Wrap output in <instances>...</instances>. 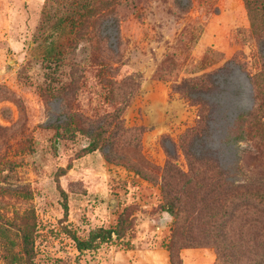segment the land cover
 <instances>
[{"label": "rangeland", "instance_id": "374dc122", "mask_svg": "<svg viewBox=\"0 0 264 264\" xmlns=\"http://www.w3.org/2000/svg\"><path fill=\"white\" fill-rule=\"evenodd\" d=\"M229 61L207 96L216 109L203 147L228 172L231 215L192 221L207 196L194 185L173 224L160 184L168 163L188 170L178 138L196 109L170 87ZM263 127L264 18L243 0H0V264H26L23 229L34 264H172L169 245L178 264L259 262ZM87 130L102 132L100 146L79 156ZM126 207L123 238L76 249Z\"/></svg>", "mask_w": 264, "mask_h": 264}, {"label": "trees", "instance_id": "16d2710c", "mask_svg": "<svg viewBox=\"0 0 264 264\" xmlns=\"http://www.w3.org/2000/svg\"><path fill=\"white\" fill-rule=\"evenodd\" d=\"M243 1L250 14L264 18V0ZM230 62H226L211 72L182 76L174 81L170 87L171 93L179 95L188 105L194 106L196 109L194 124L187 127L181 137L178 138V147L185 156L188 170L182 171L170 162L167 165V170L171 172L163 177L160 184L162 200L159 206L162 211L173 218V224L177 222L183 207H190V204L188 205V199L191 197L189 189L194 185L198 188L205 187L207 196L205 194L201 195L198 199L200 200L198 205L193 204L194 206L191 207L192 221L203 226L207 223V218L212 222H216L214 213H219L217 208L221 209L220 219H227L231 215L229 205L233 202L229 198L227 199L231 190L228 172L221 165L217 156L204 151L203 147L211 134V123L215 119L216 109V104L210 101L207 96L217 90L216 76L225 73ZM76 130H79V128H76ZM84 133L88 137L89 143L78 153L79 156L97 150L101 142V131L87 130ZM166 151L168 157L171 158L173 154L169 150ZM60 171L61 174H64L66 169L61 168ZM61 174H58V176ZM60 194L63 200V207L66 210V193L61 191ZM256 202L264 205V186L257 188ZM132 213V208L126 207L118 215L114 227L94 228L85 238L75 237L76 249L82 253L96 248L99 243L110 240L113 237L123 238L131 228ZM201 230L203 231H201L200 235L203 238L207 237L206 233H209L208 230L206 228ZM171 234L173 235V231H171ZM20 239L26 264H34L35 253L32 235L23 229L20 231ZM199 243L195 241V238H192L181 248L192 247L194 245L191 244L199 245ZM167 248L170 253L171 263L178 264L175 262L176 255L174 254L173 246L169 245ZM254 264H264V252L259 262H254Z\"/></svg>", "mask_w": 264, "mask_h": 264}]
</instances>
